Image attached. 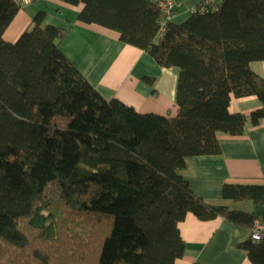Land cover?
Segmentation results:
<instances>
[{"label":"trees","instance_id":"obj_1","mask_svg":"<svg viewBox=\"0 0 264 264\" xmlns=\"http://www.w3.org/2000/svg\"><path fill=\"white\" fill-rule=\"evenodd\" d=\"M77 3L78 0H65ZM78 19L177 67L176 116L106 98L61 49L68 29L40 10L14 42L21 9L0 0V264H175L188 212L253 228L255 212L212 203L178 169L221 151L218 132L243 134L264 118V0L200 1L161 30L157 0H82ZM232 95H256L247 116ZM222 196L264 202V182H226ZM264 264V239L239 244ZM193 264H208L194 262Z\"/></svg>","mask_w":264,"mask_h":264},{"label":"crops","instance_id":"obj_2","mask_svg":"<svg viewBox=\"0 0 264 264\" xmlns=\"http://www.w3.org/2000/svg\"><path fill=\"white\" fill-rule=\"evenodd\" d=\"M202 0H175L178 11L173 22L187 20ZM83 1L33 0L15 14L3 37L16 41L40 10L45 11L44 24L68 29L61 49L85 77L106 97L118 98L142 113L155 112L176 116L179 69L160 65L144 49L127 43L117 30L78 19ZM251 67L264 76V59L251 61ZM263 105L256 95H232L230 110L251 111ZM221 151L216 154L187 156L178 171L197 194L212 203L255 212L264 219V206L252 200L234 201L222 196L226 182H264V118L259 125L247 123L243 134L218 132ZM185 240V252L175 264H254L239 244L251 230L224 216L201 219L188 212L179 222Z\"/></svg>","mask_w":264,"mask_h":264},{"label":"built area","instance_id":"obj_3","mask_svg":"<svg viewBox=\"0 0 264 264\" xmlns=\"http://www.w3.org/2000/svg\"><path fill=\"white\" fill-rule=\"evenodd\" d=\"M21 6L32 2L33 0H16ZM158 5L161 9V30L160 34H162L165 30L166 23L175 16L178 11L177 4L175 0H157ZM205 5L212 6L213 8H217L220 6L222 0H202ZM197 6V5H196ZM193 8V10L196 8ZM192 10V11H193ZM264 206V202L262 203ZM251 237L254 240H262L264 239V219L257 218L253 228L251 229Z\"/></svg>","mask_w":264,"mask_h":264}]
</instances>
